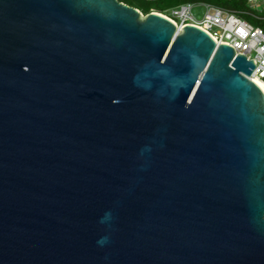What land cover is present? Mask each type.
I'll return each mask as SVG.
<instances>
[{
	"label": "water",
	"instance_id": "1",
	"mask_svg": "<svg viewBox=\"0 0 264 264\" xmlns=\"http://www.w3.org/2000/svg\"><path fill=\"white\" fill-rule=\"evenodd\" d=\"M254 68L119 0H0V264H264Z\"/></svg>",
	"mask_w": 264,
	"mask_h": 264
},
{
	"label": "built area",
	"instance_id": "2",
	"mask_svg": "<svg viewBox=\"0 0 264 264\" xmlns=\"http://www.w3.org/2000/svg\"><path fill=\"white\" fill-rule=\"evenodd\" d=\"M246 1L251 10L207 5L202 18L194 14L193 2L158 13L173 20L180 28L187 24H194L208 31L218 44L231 45L236 51V56L243 54L248 60L255 62L250 78L264 83V15L257 13H264V10L259 9V4H264V0Z\"/></svg>",
	"mask_w": 264,
	"mask_h": 264
},
{
	"label": "trees",
	"instance_id": "3",
	"mask_svg": "<svg viewBox=\"0 0 264 264\" xmlns=\"http://www.w3.org/2000/svg\"><path fill=\"white\" fill-rule=\"evenodd\" d=\"M119 1L138 8L140 11H142L143 14L146 15L152 11L164 12L170 7H175L184 3H190V2L192 3L198 0H119ZM231 9H237V7Z\"/></svg>",
	"mask_w": 264,
	"mask_h": 264
},
{
	"label": "rangeland",
	"instance_id": "4",
	"mask_svg": "<svg viewBox=\"0 0 264 264\" xmlns=\"http://www.w3.org/2000/svg\"><path fill=\"white\" fill-rule=\"evenodd\" d=\"M193 3L195 4L193 12L198 18H202L204 16L207 10V5L222 6L229 9L237 7L238 9L251 10V8L249 7L250 5L247 3L246 0H198ZM259 9L264 10L263 3L259 4ZM253 11L256 12L255 10ZM166 12L169 13L168 11ZM257 13L264 15V13Z\"/></svg>",
	"mask_w": 264,
	"mask_h": 264
},
{
	"label": "bare ground",
	"instance_id": "5",
	"mask_svg": "<svg viewBox=\"0 0 264 264\" xmlns=\"http://www.w3.org/2000/svg\"><path fill=\"white\" fill-rule=\"evenodd\" d=\"M255 81L258 83V85L263 89L264 91V83L258 79H255Z\"/></svg>",
	"mask_w": 264,
	"mask_h": 264
}]
</instances>
